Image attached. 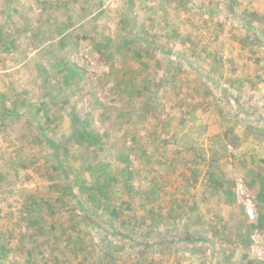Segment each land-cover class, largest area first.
I'll use <instances>...</instances> for the list:
<instances>
[{
	"label": "rangeland",
	"instance_id": "374dc122",
	"mask_svg": "<svg viewBox=\"0 0 264 264\" xmlns=\"http://www.w3.org/2000/svg\"><path fill=\"white\" fill-rule=\"evenodd\" d=\"M59 61L86 77L60 83ZM75 115L100 148L74 142ZM121 151L136 196L110 217L70 187ZM32 198L56 209L44 227ZM0 236V264H264V0H0Z\"/></svg>",
	"mask_w": 264,
	"mask_h": 264
},
{
	"label": "trees",
	"instance_id": "16d2710c",
	"mask_svg": "<svg viewBox=\"0 0 264 264\" xmlns=\"http://www.w3.org/2000/svg\"><path fill=\"white\" fill-rule=\"evenodd\" d=\"M106 45H103V47ZM144 54L145 53H138L139 55L138 58L140 60H143ZM205 56L212 58L213 62L215 63H219L222 60V57H219V58L215 57L213 52H209ZM53 66L55 69H58L60 71V76H62V80H59L60 83L61 81L64 82V84L67 87H72L74 83L76 82V80L84 79L86 77L85 72L78 65L73 64L71 62L59 61L57 64H54ZM122 82L124 81L122 79H119L118 83L120 84ZM145 83L146 82H144V84ZM129 87H130L129 92L131 95H133L134 92L138 89L144 90L145 88H147L146 85L141 86L140 81L137 82L136 79H134V81L132 82V85L130 84ZM138 94L140 95L141 92H139ZM127 96H130V95H127ZM195 104L197 103H193L189 105V107H185L186 111L194 115L193 112L196 108ZM75 119L81 123V127L77 129V131L75 132L73 136L74 142L80 145L87 144V146L91 149L100 148V146L103 145V136H99L95 131H92L91 129H89L88 128L89 124L87 122L82 123L79 115H75ZM192 120L196 121L197 119L193 118ZM185 123L186 121L183 123L186 126ZM187 136L188 134L186 135V133H184L181 137V140H184ZM164 142L166 145L172 144L173 142L179 144L178 134L177 133L174 134L172 137L167 138ZM49 143L52 147L56 148L54 142L49 141ZM179 146L182 149H187V150H192V151L194 150V147L192 146L189 147L185 144H182ZM181 151L182 150L176 151L174 155L170 154V156H168L169 154H166V156L164 155L165 159H164L163 165L166 167H169L174 157L176 158V156L179 155ZM200 155L201 154L199 153V156ZM220 158H218V154H213V156H211L212 161H216ZM63 160L60 161V164H61V167L63 168V171H65L67 168L64 166L65 161ZM132 164L133 162H132L130 153L126 151H121L116 156V162L114 163V165H112L109 162L108 163H98V165L89 164L87 166V169H88L87 173L83 171H79L75 175L74 181L72 182L73 185H71L70 188L74 187L75 191L77 190L83 195H85L87 198H89L90 207L93 209L95 208L96 212H100L103 215H109L110 217L119 216L121 205H122L121 201H118L120 194L121 193L127 194L128 196H131V197L136 196V193H135L136 188L133 183L134 172L132 170ZM70 172L72 173L73 169H71ZM210 180L212 183H214V185L218 187L222 186L221 185L222 179L217 174V172H215L214 170L210 172ZM156 186L153 185L150 188L151 190L147 197L149 200V206H151V208H154L153 206L154 202L159 200L164 195L163 190H165V188L158 190ZM262 191L263 190H261L260 193L258 194L259 198L263 197ZM224 192L226 193L227 191H224ZM229 195H231V193H229ZM31 201H32V205L33 204L37 205L40 210L39 214L30 215L31 219L33 220L32 224L38 227L46 226L45 220L42 217V215L44 214V212H46L45 210H47L51 214L52 213L54 214V212H56V209L54 210L50 209L51 205L47 201L37 200L36 198H32ZM124 203L126 204V202ZM26 205L28 206V204ZM87 212L88 214H90V216H94L97 214L96 212H93L91 214L89 209ZM55 229L56 227L53 228V226L51 228H48V230L44 232L45 236L54 237ZM62 229L64 232H66V229L64 227ZM2 241H3V237L0 236V261L6 257V252H8V249H6V246H3ZM68 244L66 243V247L69 248L72 252V255L76 257H78V255L80 254L79 250L80 252L87 250V252H90V253L93 251V249L90 248L91 246H89L84 241H83L82 247H80L79 249L78 247L76 249H71L69 246L70 244L69 245ZM84 258L85 260L86 258L88 259V254ZM138 261H136V264H144L142 260L139 259Z\"/></svg>",
	"mask_w": 264,
	"mask_h": 264
},
{
	"label": "built area",
	"instance_id": "2783aa9c",
	"mask_svg": "<svg viewBox=\"0 0 264 264\" xmlns=\"http://www.w3.org/2000/svg\"><path fill=\"white\" fill-rule=\"evenodd\" d=\"M246 211L248 215H251V216L253 215L254 209H253V204L250 199H248L246 202Z\"/></svg>",
	"mask_w": 264,
	"mask_h": 264
}]
</instances>
